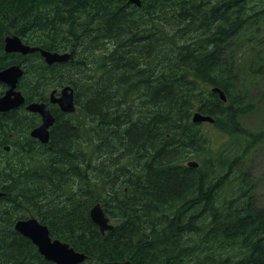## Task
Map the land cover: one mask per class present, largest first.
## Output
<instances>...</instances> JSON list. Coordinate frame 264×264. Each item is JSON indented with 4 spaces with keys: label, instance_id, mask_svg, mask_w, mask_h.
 I'll return each mask as SVG.
<instances>
[{
    "label": "trees",
    "instance_id": "obj_1",
    "mask_svg": "<svg viewBox=\"0 0 264 264\" xmlns=\"http://www.w3.org/2000/svg\"><path fill=\"white\" fill-rule=\"evenodd\" d=\"M13 33L74 50L56 69L27 55L23 88L59 73L78 107L41 148L27 110L0 121V140L13 135L10 152L0 141V264H56L15 229L29 215L89 256L79 264H264V206L240 168L264 141L242 121L264 106V0H0V68L24 57L6 59ZM195 110L226 137L217 150ZM97 202L113 229L93 222Z\"/></svg>",
    "mask_w": 264,
    "mask_h": 264
},
{
    "label": "water",
    "instance_id": "obj_2",
    "mask_svg": "<svg viewBox=\"0 0 264 264\" xmlns=\"http://www.w3.org/2000/svg\"><path fill=\"white\" fill-rule=\"evenodd\" d=\"M129 1L137 5L141 4V0ZM5 48L8 52H21L23 54L40 51L48 63L66 61L73 55V52L60 53L39 46H31L24 43L18 35H8L5 38ZM23 73L24 69L19 64H13L0 71V80H4L11 85V88L6 94L0 96V113L1 111L18 107L25 102V97L22 92L14 90L17 86L18 79ZM213 90L219 92L221 98L226 100V95L222 90L218 87H214ZM53 101L57 102L64 111L73 112L76 110L75 90L71 85L63 87L61 94L57 98H53ZM27 109L38 112L42 116V122L31 131L32 136L39 138L42 142H48L50 139V126L54 123L55 116L47 107L46 102H30L27 105ZM193 121L197 123L205 121L213 122L214 118L197 111L193 114ZM188 163L190 166L198 165L196 161H190ZM90 215L93 222L99 226L102 232L114 228V224L110 221V217L106 214L100 202L95 203L91 207ZM15 228L32 240L38 247L39 252L44 255L46 259L52 260L56 264H79L89 257L85 252L76 250L69 242L54 238L50 234L49 227L45 223H42L37 217L19 218L15 222ZM100 264L132 263L129 260H107Z\"/></svg>",
    "mask_w": 264,
    "mask_h": 264
},
{
    "label": "flooded vegetation",
    "instance_id": "obj_3",
    "mask_svg": "<svg viewBox=\"0 0 264 264\" xmlns=\"http://www.w3.org/2000/svg\"><path fill=\"white\" fill-rule=\"evenodd\" d=\"M3 51L5 54H7V61L10 62L11 60H14L15 58V52H8L5 48V40H4V44H3ZM23 56V55H21ZM27 55L24 54V57L20 59L22 61H20V63L24 66L25 65V62L29 59L26 57ZM29 56V55H28ZM26 57V58H25ZM42 60L44 61L45 64H47L45 62V60L42 58ZM14 64V63H13ZM11 65V64H9ZM7 65V66H9ZM48 65V64H47ZM5 66V67H7ZM50 66H55V69L60 66V63H53L51 64ZM3 67V68H5ZM3 68H0V71L3 69ZM26 73L24 75H22L19 79H18V83H17V86L14 90H18V91H21L22 94L24 95L25 97V102L22 103L20 106L18 107H15V108H12V109H9V110H6V111H1L0 113V121L2 120L3 122V119L5 118H8L7 119V123H13V119L15 117L14 115V111L15 110H18V109H23V110H27L31 116L35 117L37 119V124L34 125L31 129H30V136L33 138L34 142L36 143V145L38 147L41 148L42 145H45V144H48V143H43L41 142L38 138L36 137H33L31 135V131L33 130V128H35L38 124H40L42 122V116L40 113L38 112H33V111H30L27 109V105L30 103V102H33V101H41V102H46V105L47 107L51 110V112L53 113V115L55 116V121L54 123L50 126V137H51V134L52 132L54 131V128L56 126V121H57V118H58V113H64L65 115H69V114H73V113H70V112H66L64 110H62L60 108V106L58 105L57 102L53 101V98H57L60 94H61V90L64 86L66 85H71L74 87L73 84L71 83H60V81H57L60 79V75L59 73L56 74L55 77H48L47 79H43V83H42V87L41 89H36L33 94L31 96H28V94L26 93V91L24 90L23 88V85H24V81H25V77H26ZM49 78H53L54 79V82L55 84H52V83H48L49 82ZM51 84V85H50ZM48 85V86H47ZM11 88V85L4 81V80H0V96H3L4 94H6V92ZM75 88V87H74ZM76 91V90H75ZM11 136L13 135H10V137H7L5 135H3V137L1 138V143L4 145V151H7V152H10L12 150V144L11 142H8L10 141L11 139ZM9 147V148H7Z\"/></svg>",
    "mask_w": 264,
    "mask_h": 264
},
{
    "label": "rangeland",
    "instance_id": "obj_4",
    "mask_svg": "<svg viewBox=\"0 0 264 264\" xmlns=\"http://www.w3.org/2000/svg\"><path fill=\"white\" fill-rule=\"evenodd\" d=\"M261 87H264V81L261 82ZM251 90L255 92L257 88H252ZM262 111H264V106L262 107ZM262 111L244 116L242 118L244 125L255 132L263 130L264 121ZM200 129L209 138L213 151L221 147L226 140V137L217 128L207 122L200 123ZM191 160H198V158L194 156ZM240 166L241 169L248 171V176L252 182L256 181L255 193L257 196V204L264 206V141L251 150L247 159Z\"/></svg>",
    "mask_w": 264,
    "mask_h": 264
},
{
    "label": "bare ground",
    "instance_id": "obj_5",
    "mask_svg": "<svg viewBox=\"0 0 264 264\" xmlns=\"http://www.w3.org/2000/svg\"><path fill=\"white\" fill-rule=\"evenodd\" d=\"M199 164V163H198Z\"/></svg>",
    "mask_w": 264,
    "mask_h": 264
}]
</instances>
